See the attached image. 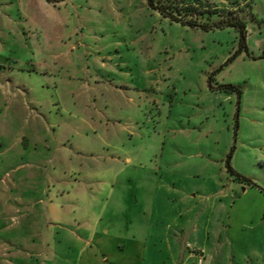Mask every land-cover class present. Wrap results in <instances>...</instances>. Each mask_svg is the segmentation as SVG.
<instances>
[{
	"label": "rangeland",
	"instance_id": "1",
	"mask_svg": "<svg viewBox=\"0 0 264 264\" xmlns=\"http://www.w3.org/2000/svg\"><path fill=\"white\" fill-rule=\"evenodd\" d=\"M92 207L114 264H264V0H0V264Z\"/></svg>",
	"mask_w": 264,
	"mask_h": 264
},
{
	"label": "crops",
	"instance_id": "2",
	"mask_svg": "<svg viewBox=\"0 0 264 264\" xmlns=\"http://www.w3.org/2000/svg\"><path fill=\"white\" fill-rule=\"evenodd\" d=\"M227 171V169H226ZM14 180H12V186L14 185ZM247 192V189L245 190ZM102 207V206H101ZM93 209V207L91 208ZM92 218L83 219H73L71 221H66L60 224V229L63 230V236L60 238V245L63 243L64 245H68V249L73 252L75 255V263L73 264H114L111 259L108 257L103 258V249H102V241L101 236H107L108 230L104 232L101 230V212L94 215V209L91 210ZM177 240V239H176ZM178 242L174 241V244ZM39 245H43V247L48 243L46 239H42L39 242ZM7 256L13 257L11 250H5ZM29 257V260H34L35 258L41 257L44 253L36 254L31 253L30 251H26ZM102 257V258H101ZM15 257L11 259L12 263L15 264ZM73 260V261H74ZM14 261V262H13ZM41 261V260H40ZM117 261H115L116 264ZM38 263V264H43ZM21 264V263H18Z\"/></svg>",
	"mask_w": 264,
	"mask_h": 264
},
{
	"label": "trees",
	"instance_id": "3",
	"mask_svg": "<svg viewBox=\"0 0 264 264\" xmlns=\"http://www.w3.org/2000/svg\"><path fill=\"white\" fill-rule=\"evenodd\" d=\"M148 4L150 6H153V0H148ZM174 11L180 16L181 19H186V17H190V18H188L186 20V24H189L190 26H194L193 25V20L198 17L197 16L198 14H201L200 12H197L194 9L193 10H191V9L189 10L187 8H185V10H183V11H179L178 8H174ZM181 12H183V13L185 12V13H188V14L187 15L186 14H181ZM175 21H178V20H175ZM232 24L239 25L242 28L244 27V24L240 20H237V19L234 20L232 22ZM226 169H227V173H230V175H236L237 176V178L235 179L236 181H238V182H240L242 184H247L249 186H253V184L249 180H247L244 177L239 176L238 174H236L234 172V170L231 168V166L229 164V161L226 162Z\"/></svg>",
	"mask_w": 264,
	"mask_h": 264
},
{
	"label": "built area",
	"instance_id": "4",
	"mask_svg": "<svg viewBox=\"0 0 264 264\" xmlns=\"http://www.w3.org/2000/svg\"><path fill=\"white\" fill-rule=\"evenodd\" d=\"M197 256V263L196 264H203V253L202 251H196L194 252Z\"/></svg>",
	"mask_w": 264,
	"mask_h": 264
}]
</instances>
